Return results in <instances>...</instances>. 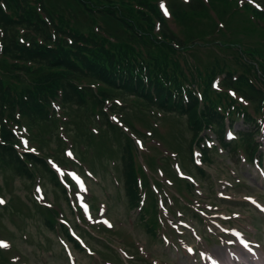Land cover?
<instances>
[{
    "label": "trees",
    "instance_id": "obj_1",
    "mask_svg": "<svg viewBox=\"0 0 264 264\" xmlns=\"http://www.w3.org/2000/svg\"><path fill=\"white\" fill-rule=\"evenodd\" d=\"M169 1L170 18L163 16L158 0H0V193L12 189L14 178L32 181L45 170L67 199L46 151L55 144L54 154L63 160L67 143L59 136L61 127L66 135L75 132L80 143L87 141L86 152L94 150L101 161L121 154L125 192L126 178L130 189L135 173L134 140L111 114L119 113L131 133L161 138L180 152L186 141L175 127L166 132L167 140L158 127L146 136L129 119L135 115L147 128L156 123L151 112L167 120L174 113L185 116L192 132L186 142L189 155L208 129L225 144L228 118L238 115L255 124L253 115L226 92L213 98L212 81L224 76L225 88L237 90L264 112V71L259 72L264 68V11L239 0ZM241 11L242 23L236 24ZM255 35L260 36L257 43L245 40ZM225 61L241 72H231ZM117 97L134 107V113L117 111ZM256 133H242L240 144L251 147L249 153L258 150ZM21 134L37 143L32 146L37 154L20 152ZM107 139L114 144L112 152L105 149ZM238 147L233 143L229 150L235 155ZM205 155L210 160L212 153ZM198 173L207 175L203 169ZM14 208L5 210L14 216ZM41 208L46 226L54 230L58 211Z\"/></svg>",
    "mask_w": 264,
    "mask_h": 264
},
{
    "label": "rangeland",
    "instance_id": "obj_2",
    "mask_svg": "<svg viewBox=\"0 0 264 264\" xmlns=\"http://www.w3.org/2000/svg\"><path fill=\"white\" fill-rule=\"evenodd\" d=\"M181 1L189 3V0ZM204 1L209 2V0ZM255 1L264 8V0ZM246 3H249L248 0L239 2L241 5ZM158 4L163 12L166 9L167 13L171 15L169 0H158ZM251 5L255 7L253 4ZM242 14L245 13L241 11L240 15L234 19L236 24L242 23L240 20ZM210 15L214 20H217L214 11H210ZM166 18H170V16ZM171 26L175 28L173 24ZM259 38V35H255L245 40L257 43L260 41ZM192 56H197V54H192ZM192 56L191 59H195ZM224 64L231 72L236 70L238 72L236 74L241 72L240 68L232 61H225ZM263 71L264 68L259 69L260 74ZM223 83L224 76L221 75L212 81V91L215 92L212 94L213 98L226 92L231 98L242 104L244 106L242 108L251 115L256 116L258 120H263L262 110L258 111V107L245 96L233 88H225ZM201 93L203 94L202 91ZM128 104L122 98H115L117 111L124 115L134 113V107ZM111 106L112 104L109 103L107 107ZM115 115L118 117L119 113ZM116 116L111 117L115 122L117 121ZM150 119L156 123L154 125L147 124V128L137 121L135 115L131 116L129 120L134 125L137 124L138 129L148 136L152 134L153 129L158 127L160 131H164L163 135L168 140L170 135H167L166 132H170L175 127L186 142L192 137V132L187 128L185 116L174 113L167 120L165 117L159 119L155 113L151 112ZM237 120L231 129L234 136L228 138V129L226 131L228 141L234 139L235 136L240 138L241 132L248 129L240 118ZM259 122L257 123L260 124ZM61 123L64 125L63 122ZM162 124L164 125L162 126ZM62 128H60L59 136L61 135L67 143L64 156L60 155L63 160L58 159L54 154L56 152L55 144L52 146L50 144L51 147H47L46 151L66 172H77V175L68 176L72 179L75 191L82 190L81 196L84 199L80 202L83 205H91L92 216H87L85 222L83 220L80 222L78 214L74 210L75 200L74 205L72 203L68 205L64 196L58 193L59 189L56 188L55 183L47 174L43 173L45 170L38 172L39 176L36 180L14 178L12 189L9 188L0 193L4 198L0 197V199H3L5 203L8 202V206L15 207L14 216L10 215L11 211L0 207V241L11 245L9 250L0 248L4 251L0 250V264L3 262L6 264L4 261L6 259L7 261L11 259L12 264H71L72 260L75 261V264H204L198 254L200 251L218 258L224 257L226 261H229L230 253L233 252L236 255L240 252L241 256L245 255L241 260L242 263L264 264V214L249 202L250 198H255L264 205V179L258 175L256 162L250 161L242 150H239L236 157H231L225 148H221L217 136L212 134L210 129L205 131L202 138L206 137L212 145L220 150V154H215L211 163L212 169H208L204 180L192 166L193 157L187 154L189 150L186 147V145L188 146L186 142L182 140L183 146L180 147V152L172 145V147L168 146L161 138L144 142L136 141L145 139L140 134V137L135 136L132 147L134 177L130 189L128 187L129 177L126 178L127 188L124 192L121 154L107 155L102 157L101 161L100 157L90 148L87 152L81 153L82 147L86 149L87 141L84 140L80 143L76 139L75 132H68L66 135ZM171 142H175V140L171 139ZM257 142L261 146L260 151L264 157V133H258ZM72 144H75L76 147H72ZM30 146L37 147L38 145L34 142ZM105 149L108 152L115 150L110 139L105 141ZM192 150L194 151L195 147ZM72 151L75 153L74 156ZM65 153L68 157L65 156ZM73 159L79 164L69 163ZM89 171L92 176L89 175ZM75 178L79 180L80 186L74 181ZM189 179L196 181L197 188L189 187ZM81 184L83 188H81ZM0 185H2V175H0ZM38 189L39 191H37ZM197 189L200 190L197 204L200 208L202 207L201 210L205 213L201 222L197 218V221L193 220L191 214L196 197L190 195V192L197 194ZM222 193L224 194L221 195ZM226 201H234L237 204ZM54 202L58 204L56 207L59 213V222L64 223L65 220L76 237H83L84 244L93 250L91 256L86 251L85 253L74 251L71 252L70 257L65 256L64 242L61 240L62 233L49 229L41 211H39L42 209L40 205L56 208L53 205ZM238 202L242 204H238ZM128 203L133 207L128 209ZM198 206L196 208L200 210ZM80 213L83 212L80 211ZM223 214L231 217V220L225 224H228L231 229L242 230L251 242L258 244V247H255L258 253L257 257L237 247H230L227 243L232 240L231 237L223 239V236L218 234V231L212 226V222L217 219V216H223ZM102 219L108 222L99 223V220ZM109 224L111 227L108 226ZM187 224H191L197 230L200 240L194 239L192 233L186 231V237H180L183 233L182 225ZM87 226H90L89 230L93 234V238L85 232L88 231ZM93 226H99V228L94 231ZM209 228L213 233L209 232L211 231ZM110 239L114 244L109 242ZM106 242L109 247L105 245L103 247ZM183 242L185 246L187 244L194 246L197 255L189 256L183 248Z\"/></svg>",
    "mask_w": 264,
    "mask_h": 264
},
{
    "label": "snow or ice",
    "instance_id": "obj_3",
    "mask_svg": "<svg viewBox=\"0 0 264 264\" xmlns=\"http://www.w3.org/2000/svg\"><path fill=\"white\" fill-rule=\"evenodd\" d=\"M162 7H163V5H162ZM164 14H165V15H168L166 9H165ZM24 144H25V147L27 148V141H25ZM33 151H34V150H33ZM69 155H71V153H69ZM73 175H74V174H73ZM81 188H83V185H82V184H81ZM37 191H39V189H38ZM4 203H5V201H4L3 199H0V204H4ZM85 207H86V206H85ZM105 223H107V222L105 221ZM108 226L111 227L110 224H109ZM236 235L239 236L238 233H237ZM242 243H243V241H242ZM8 247H9V245L7 244V242L0 241V248H8ZM245 247H247V244H246V243H245Z\"/></svg>",
    "mask_w": 264,
    "mask_h": 264
},
{
    "label": "bare ground",
    "instance_id": "obj_4",
    "mask_svg": "<svg viewBox=\"0 0 264 264\" xmlns=\"http://www.w3.org/2000/svg\"><path fill=\"white\" fill-rule=\"evenodd\" d=\"M240 257H241V256H235V255L232 256L233 260H235L234 262H236L237 264H244V263L241 262ZM217 259H218V260H221V261H223V262H225V263H227V262L225 261V258H224V257H220V258H217ZM227 264H230V263L228 262Z\"/></svg>",
    "mask_w": 264,
    "mask_h": 264
}]
</instances>
